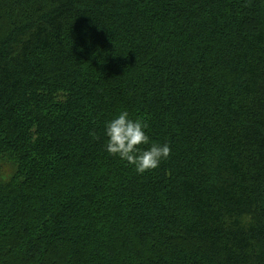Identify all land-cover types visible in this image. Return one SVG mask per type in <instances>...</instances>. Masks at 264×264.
<instances>
[{"label": "trees", "instance_id": "16d2710c", "mask_svg": "<svg viewBox=\"0 0 264 264\" xmlns=\"http://www.w3.org/2000/svg\"><path fill=\"white\" fill-rule=\"evenodd\" d=\"M4 158L0 264H264V0H0Z\"/></svg>", "mask_w": 264, "mask_h": 264}, {"label": "clouds", "instance_id": "9594fccd", "mask_svg": "<svg viewBox=\"0 0 264 264\" xmlns=\"http://www.w3.org/2000/svg\"><path fill=\"white\" fill-rule=\"evenodd\" d=\"M148 130L146 119L134 118L127 110L118 111L105 121L104 150L137 174L152 172L170 158L172 148L167 142L153 141Z\"/></svg>", "mask_w": 264, "mask_h": 264}, {"label": "rangeland", "instance_id": "374dc122", "mask_svg": "<svg viewBox=\"0 0 264 264\" xmlns=\"http://www.w3.org/2000/svg\"><path fill=\"white\" fill-rule=\"evenodd\" d=\"M14 171V163L8 158L2 159L0 167V183L7 182L12 177Z\"/></svg>", "mask_w": 264, "mask_h": 264}]
</instances>
